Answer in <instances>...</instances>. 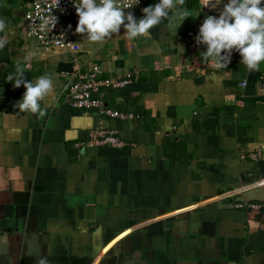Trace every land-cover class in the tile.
<instances>
[{"label": "crops", "instance_id": "0c3cea01", "mask_svg": "<svg viewBox=\"0 0 264 264\" xmlns=\"http://www.w3.org/2000/svg\"><path fill=\"white\" fill-rule=\"evenodd\" d=\"M185 8L183 22L135 40L123 26L103 45L76 38L83 69L137 75L104 93L140 116L129 122L72 109L61 89L72 57L36 50L20 6L0 2V264H264V62L249 73L233 51L227 68L203 63L195 38L222 10ZM18 63L27 81L55 82L43 117L15 107L26 90L4 74ZM99 127L126 145L88 147Z\"/></svg>", "mask_w": 264, "mask_h": 264}, {"label": "clouds", "instance_id": "9594fccd", "mask_svg": "<svg viewBox=\"0 0 264 264\" xmlns=\"http://www.w3.org/2000/svg\"><path fill=\"white\" fill-rule=\"evenodd\" d=\"M138 3L139 0L134 4L126 0H78L74 5L79 18L75 31L90 43L103 45L119 34L121 26L127 39L135 40L150 35L152 29L165 21L171 25L190 16L184 7L186 0H159L154 6L144 8L143 18L137 20L130 9ZM220 3L221 0H215V3L208 0L205 7L211 4L215 8ZM125 9L129 11L125 12ZM57 22V17L51 13L48 17H40L37 27L41 32H52ZM6 28V19L0 18V33ZM195 40L197 45L206 47V51L201 53L203 63H212L217 69L227 68L233 51H236L249 73L260 71L264 62V0H228L218 18L207 16L204 19ZM6 44L7 41L0 38V50ZM25 73V66L18 63L14 73L6 77L15 88L23 86L26 90L15 107L22 113L43 117L46 111L41 102L51 93L55 82L48 74L37 77L35 81H27ZM37 264H49V261L47 257H41Z\"/></svg>", "mask_w": 264, "mask_h": 264}, {"label": "built area", "instance_id": "2783aa9c", "mask_svg": "<svg viewBox=\"0 0 264 264\" xmlns=\"http://www.w3.org/2000/svg\"><path fill=\"white\" fill-rule=\"evenodd\" d=\"M146 0H139L131 12L138 11L144 5ZM228 0H221V3L215 8L211 4L205 7L208 0H198L203 11L211 12L213 10H223ZM0 2L16 3L20 6L23 13V24L20 31L26 40H34L38 51H58L69 54L71 58V67L69 72L63 75L62 92L69 97V106L76 111L95 112L100 117L118 119L120 121H134L140 118L139 115L132 112L117 111L109 108L104 102V93L106 91H121L132 81L136 80L135 73L126 72L123 76L117 78H106L102 75L101 67L91 61L86 62V69L80 65L81 48L76 42L79 34L76 33V26H61L59 20L62 18H78L76 15L75 4L78 0H0ZM129 3H135V0H126ZM215 3V0H212ZM126 12L129 9H125ZM52 15L57 17L56 27L52 32H41L37 25L40 23V17ZM259 83L264 89V72L258 78ZM246 84H240L244 87ZM86 145L88 147H111L123 148L126 144L117 136L114 130L108 128H95L88 134ZM260 152L251 155L252 160L260 156ZM264 182V181H262ZM261 182V184H263ZM264 185V184H263ZM238 207H243L239 205Z\"/></svg>", "mask_w": 264, "mask_h": 264}, {"label": "rangeland", "instance_id": "374dc122", "mask_svg": "<svg viewBox=\"0 0 264 264\" xmlns=\"http://www.w3.org/2000/svg\"><path fill=\"white\" fill-rule=\"evenodd\" d=\"M76 22H77L76 18H62L59 20V24L64 27L73 26ZM30 43L34 44L35 48L37 47V44L34 40H31Z\"/></svg>", "mask_w": 264, "mask_h": 264}, {"label": "trees", "instance_id": "16d2710c", "mask_svg": "<svg viewBox=\"0 0 264 264\" xmlns=\"http://www.w3.org/2000/svg\"><path fill=\"white\" fill-rule=\"evenodd\" d=\"M196 2H197V0H186L184 7H191ZM14 71H15V66H12L10 70L5 72L4 76L7 77L9 74L14 73Z\"/></svg>", "mask_w": 264, "mask_h": 264}, {"label": "water", "instance_id": "95a60500", "mask_svg": "<svg viewBox=\"0 0 264 264\" xmlns=\"http://www.w3.org/2000/svg\"><path fill=\"white\" fill-rule=\"evenodd\" d=\"M106 105V104H105Z\"/></svg>", "mask_w": 264, "mask_h": 264}]
</instances>
